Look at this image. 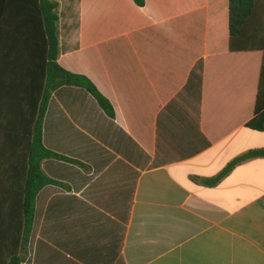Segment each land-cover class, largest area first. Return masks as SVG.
Here are the masks:
<instances>
[{
	"label": "crops",
	"instance_id": "1",
	"mask_svg": "<svg viewBox=\"0 0 264 264\" xmlns=\"http://www.w3.org/2000/svg\"><path fill=\"white\" fill-rule=\"evenodd\" d=\"M52 1L59 63L88 76L116 116L84 87L53 92L43 143L90 169L43 161L70 187L37 194L20 264H264V157L205 182L264 147V131L247 126L264 65V0L236 36L253 47L236 51L230 0ZM0 55V264H8L26 254L33 96L26 70Z\"/></svg>",
	"mask_w": 264,
	"mask_h": 264
},
{
	"label": "trees",
	"instance_id": "2",
	"mask_svg": "<svg viewBox=\"0 0 264 264\" xmlns=\"http://www.w3.org/2000/svg\"><path fill=\"white\" fill-rule=\"evenodd\" d=\"M143 7L146 0H134ZM58 3L52 0H0V48L9 56L13 68H24L25 77L31 82L32 122L26 153L25 180V250L24 257L15 254L8 264H20L28 256V244L33 228L35 203L39 191L46 185L54 184L64 188L70 186L50 177L43 169L45 159L55 158L75 163L85 170L90 167L74 158L48 149L43 143V125L49 101L54 91L65 85L86 88L97 100L101 108L110 116L116 112L111 101L99 90L97 85L86 75L64 68L58 61L59 15ZM254 10V0H230V47L236 51L253 45H236V36L240 35L248 18ZM1 36H5L1 38ZM238 40V39H237ZM238 42V41H237ZM264 49V43L261 44ZM1 60V55H0ZM257 131H264V65L259 84L255 116L247 124ZM264 157V147L252 149L230 162L217 176L206 180L207 184L216 185L233 169L248 160Z\"/></svg>",
	"mask_w": 264,
	"mask_h": 264
}]
</instances>
